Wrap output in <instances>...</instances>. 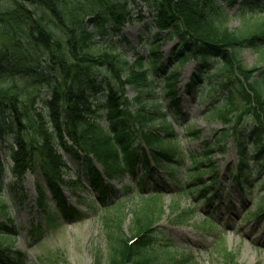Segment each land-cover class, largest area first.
<instances>
[{
	"label": "trees",
	"instance_id": "1",
	"mask_svg": "<svg viewBox=\"0 0 264 264\" xmlns=\"http://www.w3.org/2000/svg\"><path fill=\"white\" fill-rule=\"evenodd\" d=\"M217 1L141 0L152 9L158 32H165V35H155L156 40L161 36L166 40L175 39L176 44L166 65L162 62L161 47L148 45L146 60L134 56L138 74H132L131 70L125 80L129 85L138 81L147 88L159 78L160 90L167 102L165 111L161 112L159 107L148 111L146 105L129 110L133 103L126 98L121 82L123 72L118 67L121 56L112 52L111 46L102 48L95 41L101 30L117 29L122 21L132 18L128 6L134 1L131 4L127 0H0L3 36L8 27H13L11 33L5 34L6 41H0V82L3 83H0V146L8 150L13 163L11 173L16 180L21 182L25 173L40 174L69 220L79 213L66 205L59 187L63 184L72 192L75 186L82 191L85 188L78 179L63 180L68 172L63 155L82 164L79 179L99 193L103 206L113 203L109 194L116 193L109 181L114 178L135 179L146 190H168V185L161 180L151 185L161 169L171 182L180 186L172 177L173 170L182 166L183 160L176 148L166 142L176 138L166 121L171 117L175 121L185 117L179 110L180 72L176 69L189 60L197 64L184 88L186 94L195 96L202 82L211 81L209 61L216 60L221 63L214 75L219 80L211 91L225 94L224 107L214 114L223 126L216 143L228 132L232 134L239 162L233 178L242 192L251 188L253 182L264 183V68L246 70L237 60L243 50H264V18L248 26L244 19L264 15V0H221L228 9L238 4L245 27L237 31H229L223 24L225 13ZM38 12H41L39 16ZM97 49L99 55H93ZM234 66L243 82L232 73ZM16 76L28 80L21 83L15 80ZM32 82L41 83L47 90L44 107H38L35 99L26 94L34 87ZM98 83L103 84V89ZM96 98H101L100 104L94 102ZM134 101L141 104L140 97ZM230 110H234L237 117L226 129L224 126L231 124V119L227 118ZM246 115L251 117V122L241 131L238 125L243 119L241 116ZM154 122L158 123L157 127ZM211 152L207 147L205 158L195 160L188 167L189 178L196 179L184 189L185 194L192 193L187 189L197 190L207 202L217 176V170L207 158ZM250 162L254 163L252 168ZM206 172L212 173L208 185L202 181ZM3 173L0 158V200L3 199ZM253 175L254 181L249 179ZM5 189L8 197L16 192L14 184H6ZM125 190V195L133 193L129 187ZM36 192L38 205L42 207L43 193L38 187ZM158 193L147 195L139 213L134 214L135 237L126 241L115 233H106L104 264L154 263L157 252L146 250L154 241L156 231L150 230L146 214L159 205L161 195ZM263 205L264 199L255 216L264 211ZM9 232L0 224V240L9 239ZM4 245L0 241V264H20L4 257L13 255L2 249ZM95 264H99L98 258Z\"/></svg>",
	"mask_w": 264,
	"mask_h": 264
},
{
	"label": "rangeland",
	"instance_id": "2",
	"mask_svg": "<svg viewBox=\"0 0 264 264\" xmlns=\"http://www.w3.org/2000/svg\"><path fill=\"white\" fill-rule=\"evenodd\" d=\"M127 1L131 4L134 1L133 5L128 6L132 18L122 21L117 29L106 27L105 30H101L95 41L100 43L99 46L102 48L111 46V51L121 56L118 64L123 72L121 82L126 98L133 103L129 110L146 105L148 111L159 107V111L164 112L167 102L161 93L162 83L159 78H155V82L147 88L140 86L138 81L135 85H129L125 79H128L127 74L131 70L132 74H138L135 71V68L136 70L138 68L134 65V56L146 60L150 44L161 47L159 51L163 58L162 62L166 65L176 40H166L161 36L156 40L155 35L162 32L159 33L154 26L152 9L141 0ZM217 4L225 13L223 24L229 31L242 30L245 27L238 13V4L231 9H228L221 0H218ZM31 13L35 14V11ZM40 14L41 12H38L37 16ZM44 15L49 17L48 14ZM263 18L264 15L261 14L244 19L248 21L246 24L248 26L262 22ZM10 30L12 32L13 27H8L3 36V28L0 27V41L6 37L5 34L11 33ZM163 33L165 35V32ZM99 52L97 49L93 55H99ZM237 60L246 70L254 67L264 68V50H243L237 56ZM209 63L211 81H204L193 99L183 88L197 68V64L190 60L182 66H177L176 70L180 72L177 84L179 110L187 120L181 119L176 122L175 118L171 117L166 121L176 135V138H170L171 140L166 142L173 146V149L176 148L179 158L183 160L182 166L173 170L172 177L175 182H180L182 189H186L188 184L196 179L189 178L188 167L195 160L204 159L206 148H210L212 152L207 158L219 172L217 185L214 186L216 194L207 205V201L193 188L187 189L192 193L180 192V195L173 193V196L164 191L159 205L146 214L149 217L147 220L151 223L150 230L156 231V234H153L154 241L150 242L146 250L157 252L153 264H264V217L255 216L261 209L260 201L264 199V184H255L253 188L243 193L233 183L227 182V168L230 165L234 167L237 162L235 143L230 132L224 138L221 137L218 144L216 143L223 126L214 114L224 107L225 94L211 91L215 82L219 80V77L214 75L221 63L216 60ZM232 73L243 82L237 75L236 66L233 67ZM21 79L20 76L15 78L21 83L28 80ZM97 85L103 89V84ZM46 91L41 83H37L26 94L35 99L38 107H44ZM136 97H140V105L134 101ZM94 102L100 104L101 98L94 99ZM236 115L234 110H230L227 118L231 119V124L224 128L227 129L235 123ZM241 118L243 119L238 127L240 126L242 131L246 124L251 122V117L246 115ZM153 124L154 127L158 125L157 122ZM160 135L162 137L163 134ZM3 147L0 146V158L4 168L1 181L3 185L14 184L16 192L12 197H8L6 189L1 187L3 199L0 201L3 203L0 202V205L4 208L0 206V224L11 232L8 234L9 239L4 238V241H0L5 244L2 249L17 254V257L11 258L12 263L95 264V258H98L99 264H104L107 232L115 233L126 241L136 236L134 214L139 213L144 205L143 199L154 191L146 190L138 185L137 180L126 176L114 178L110 185L116 194L113 196L109 194L113 203L103 206L97 200L95 192H84L79 186H75L72 192L62 184L59 189L66 205L79 213L69 220L57 206L40 174L36 176L26 173L22 176L21 182L15 181L10 173L8 151L3 150ZM59 154H62L61 150ZM64 160L68 172L63 176V180L73 182L78 179L82 187L89 189L86 182L79 179L82 172L80 163L68 156H65ZM250 165L254 166L252 162ZM207 166L205 162V168ZM262 175L264 177V174ZM211 176V172L204 173L203 183L207 184ZM156 178L164 182L166 180L164 171L160 169V174ZM171 186H174L172 182ZM37 187L43 193L42 207L37 203ZM127 187L133 193L125 195ZM78 198L83 200L78 202ZM4 257L6 258V255Z\"/></svg>",
	"mask_w": 264,
	"mask_h": 264
}]
</instances>
